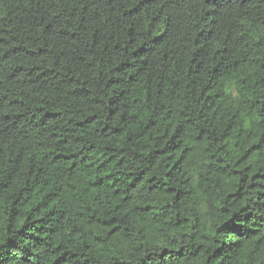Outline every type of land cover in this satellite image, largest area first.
Masks as SVG:
<instances>
[{"label":"trees","instance_id":"obj_1","mask_svg":"<svg viewBox=\"0 0 264 264\" xmlns=\"http://www.w3.org/2000/svg\"><path fill=\"white\" fill-rule=\"evenodd\" d=\"M0 264H264V0H0Z\"/></svg>","mask_w":264,"mask_h":264}]
</instances>
